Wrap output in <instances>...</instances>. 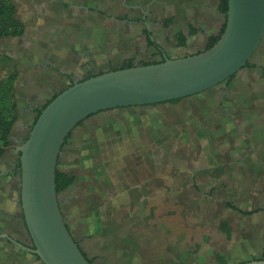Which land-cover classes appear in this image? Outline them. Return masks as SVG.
Masks as SVG:
<instances>
[{
    "label": "rangeland",
    "instance_id": "1",
    "mask_svg": "<svg viewBox=\"0 0 264 264\" xmlns=\"http://www.w3.org/2000/svg\"><path fill=\"white\" fill-rule=\"evenodd\" d=\"M10 1L15 5L16 16L24 23L25 31L20 37L0 38V91L4 94L6 84L10 83L8 106L14 104L16 111V120L9 136V145L0 158V192L1 195L6 193L8 202L15 201L17 193L16 181L10 172L14 151L20 147L21 138L27 127L32 125L37 110L54 93L66 88L70 79L120 67L128 59H133L134 64L156 61L159 58L157 47L171 58L181 57L186 51L200 52L208 38L217 35L223 23L222 14L217 11L218 0H17V3L16 0ZM169 15L174 16L173 23L171 26L163 27L161 21ZM189 24L197 29V33L188 37L187 44L179 46L176 35L179 32L186 34ZM143 30L150 35L154 46L147 44ZM254 58L260 60L257 63L253 61V64L261 66L264 63V40ZM249 70L253 74L256 72L255 69ZM250 79L253 85L257 84L258 78ZM213 96L214 94L204 95V101L208 102L207 99L218 98ZM199 103V100L185 99L175 105L162 104L151 108L112 110L93 116L72 132L71 138L68 139L71 149L67 150V156H64V150L62 151L63 156L59 161V169L64 168L65 160H71L75 156L77 158L79 155L88 157V151L92 147L96 146L100 149V144L107 142L109 143L104 147H111L113 153L116 152L114 156H118L120 163H124L127 159L126 155L132 150L135 151L141 145L144 149L147 147L138 137H136L138 141H135L132 138V132H137V136L146 135L148 132L146 127L155 117H161L167 121L160 124L162 137L157 139V143L162 144V147L161 151L158 148L159 150L154 149L150 153L151 163L156 166H159V163L166 165L167 158L165 157H169L168 161L173 159V163L181 165L178 167L179 171L188 170L196 163L201 165V161L197 159L198 153L182 152L184 156L180 158L177 154L178 145H174L179 140L177 137L179 134L186 138L183 143L190 142L188 138L191 132L190 127L198 122L192 110L193 106ZM132 112H136L141 119L143 123L141 130L143 131H139L137 125L134 127L132 121L126 120L132 116ZM119 115L124 116L126 120H123L120 125L125 128L133 127L130 131L126 129L128 130L127 135L124 132L126 136L124 137L131 140L129 142L123 137L120 139L115 137L117 134L115 127V129H110L108 125L100 124L103 119H116ZM174 122L177 124L176 127L173 125ZM205 124V128L213 130L212 134L207 136L212 139V142H215L216 137L219 138L218 135L224 136L223 122H210L207 119ZM111 134L115 137L114 142L108 140ZM178 144L180 145V142ZM210 148L213 149V147ZM166 153L169 155H165ZM206 161L207 158L203 159V166ZM93 170L111 181L103 162H99ZM166 170L167 166L155 167L157 172H166ZM81 174L88 178V173L81 172ZM187 180L190 182V178ZM71 187L58 194L62 215L75 241L79 240V235L90 240L88 234L90 236L92 234L88 221L98 209L103 207L100 201L101 195L95 193V188L100 190V187L94 186L93 189L91 186L90 191L84 190L85 185L77 184L73 190ZM173 187L174 185L171 184L170 194L175 193ZM120 189L119 196L113 199L118 203L129 205L132 208L143 198L140 191H131L124 187ZM203 198L200 199L203 200ZM204 206L207 207V204L204 203ZM10 208L11 206L8 210L12 213L13 209ZM198 209L187 218L191 228L198 224L203 226L201 220L212 219L210 218L211 212L199 219L201 204ZM205 209L207 210L208 207ZM222 209L221 207L209 210H214L212 215L216 217L223 215ZM232 213L230 217H226L230 218L235 226L234 238L231 241L232 259L229 264H242L256 258L249 252L255 251L257 243L252 239L247 240L246 244L239 243L237 216ZM158 222L155 223L151 217L142 218L138 213L132 214L131 222L129 221V225L135 227V234L139 229H146V226L151 229L147 230L148 237H145V240L152 245L155 257L163 255H160V252H162V246L167 243L158 229ZM90 245L94 251L90 253L110 254L108 251H97L96 248L101 250V242H90ZM22 264H31L30 259L22 258Z\"/></svg>",
    "mask_w": 264,
    "mask_h": 264
},
{
    "label": "crops",
    "instance_id": "2",
    "mask_svg": "<svg viewBox=\"0 0 264 264\" xmlns=\"http://www.w3.org/2000/svg\"><path fill=\"white\" fill-rule=\"evenodd\" d=\"M259 60L256 59L255 62L257 63ZM250 65H253V63H250ZM254 65L256 71L254 74L246 68L238 79H233L240 86H245L247 90L249 89L248 91H243L242 94L244 104L241 106V112L245 116L240 121L241 128L236 134L227 132L230 127L225 126V129H223L224 136L220 137L218 135L219 138L216 137L214 139L215 142H212V139L207 136L212 134L213 130L205 128L203 123L196 122L192 124V127L198 128L199 134L188 137L190 139L189 143H183L186 138L182 137V134L177 136L179 140L174 145H178L177 154L180 155V158L184 156L182 152L187 154V152L193 151L198 153L197 159L199 158L201 165L196 163L188 170L179 171L178 167L181 165L173 163L172 160L168 161L169 157H165L167 158L165 160L166 165H161V163H159V166L154 165V168L167 166L166 172L155 171L156 177L164 181V188H155L153 193H151L152 190L145 186L146 179L143 177L137 184L127 187L131 191L137 190L143 194L139 204L132 208L129 205L113 200L114 197L119 196L121 191L120 187L122 186L119 181L113 183L112 179L110 181L104 178L105 183L101 187L99 186L100 190L95 188V193L101 195L100 201L103 207L98 209L88 221L89 230L92 234L91 236L88 234V236L91 239L88 240L84 236L79 235V240H76V242H80L79 248L85 257L91 260V264H218L214 260L216 253L224 255L226 264H229L230 259H232L231 241L234 238L235 226L233 221L226 217H230L232 212H235L232 214L237 216L239 243L246 244L247 240H254L257 246L254 252L250 251L249 253L256 257L253 260H264V73L260 72V67H263L264 63L261 66L255 63ZM250 78H258L257 84L253 85ZM234 82L232 83L234 84ZM226 90L227 87L225 88ZM223 124H225L224 121ZM179 142L180 145L178 144ZM161 145L157 144V148L160 151ZM207 146L208 148L205 149ZM70 147V143L67 140V143L62 148L64 156L68 155L67 150L70 151ZM150 147L151 144L147 143L146 149L141 145L135 150L137 154L134 156L135 160L133 163L136 168L141 167L142 173L147 169V174L150 172L148 168L151 165L150 153L152 151ZM210 147H213V149ZM62 151L58 159V168L60 158L63 156ZM206 158V164L203 166V159L206 160ZM86 159H89V161ZM92 163V159L89 156L87 157V155H79L77 158L75 156L71 160H65L63 163L64 168L60 170L77 173L78 180L71 187L72 190L77 184L85 185L84 190L86 191L92 189V179L89 175ZM81 172L88 173V178L83 177ZM133 172L138 171L136 169ZM189 178L190 182L187 180ZM184 180H187L190 184L193 183L198 190L189 196L191 198L186 202L189 205V210L185 215L187 227L195 232L196 243L188 239L190 241L181 249L177 245V242L180 241L175 238L172 240L174 242L165 243L162 246L160 255H163L161 257H155L152 252V245L145 240L148 237L147 230L151 229L146 226V229H139L138 233L135 234V227L129 225L131 215L138 213L142 218H153L155 223L159 221V231L163 235H170L173 229V222L171 221L180 223L182 219L173 216L171 219H167L161 215L164 212L163 209H157L156 207L162 204L165 196L170 200L176 197L182 190L181 187ZM96 182L97 179L94 180L95 185H97ZM171 184L174 185V194H170ZM110 186L113 187L109 189ZM201 197H204L203 200L200 199ZM0 199V264H22V258L24 257L33 261L36 259L35 256H32L33 254L19 243L12 232V229H14L12 223L14 222L16 226L18 225V227L22 228V214L18 217V220L15 217L17 214L16 207H20L19 200L18 205H15L16 200L14 201L12 216L8 217L6 213L10 211L8 210L10 205L6 200V196L2 198L1 192ZM199 200L202 201L199 202ZM204 203L207 204L208 211L205 209L207 207L204 206ZM226 203H231L239 212L226 207ZM200 204L201 212L198 218L200 219L206 216L208 212H211L210 218L212 219L201 220L203 226L198 224L196 227L191 228L188 225L187 218L199 210ZM151 205L152 207L150 208ZM221 207L223 208V215L214 217L212 215L214 210H210L220 209ZM145 208L149 211L148 215H140ZM155 213H159L160 216L156 217L153 215ZM221 227L226 228V231L224 229L223 231L220 230ZM139 235L141 236L139 237ZM90 242H101V250L96 248L97 251H108L110 254L101 253L96 255L95 253H90L94 252Z\"/></svg>",
    "mask_w": 264,
    "mask_h": 264
},
{
    "label": "water",
    "instance_id": "3",
    "mask_svg": "<svg viewBox=\"0 0 264 264\" xmlns=\"http://www.w3.org/2000/svg\"><path fill=\"white\" fill-rule=\"evenodd\" d=\"M223 16V15H222ZM224 31L210 49L163 62L106 71L74 83L51 100L19 147V203L32 253L40 264H91L66 227L55 171L69 134L112 110L197 100L238 79L264 40V0H227ZM258 59V58H257ZM242 264H264L263 259Z\"/></svg>",
    "mask_w": 264,
    "mask_h": 264
},
{
    "label": "trees",
    "instance_id": "4",
    "mask_svg": "<svg viewBox=\"0 0 264 264\" xmlns=\"http://www.w3.org/2000/svg\"><path fill=\"white\" fill-rule=\"evenodd\" d=\"M217 11L224 16V20H225L226 13H227V0H218ZM173 18H174L173 15H169L168 17L163 18L161 21L162 26L163 27L171 26V24L173 23ZM124 19H126V18L124 17ZM224 28H225V22L223 21L217 35L211 36L208 38L207 45L203 51L210 49L213 45L216 44V42L221 37V35L224 31ZM24 31H25V25L16 16V7L13 4V2L10 0H0V38H2V37H4V38L5 37H20L23 35ZM142 33L145 36L147 44L154 46V43L152 42L151 37L147 33V31L143 30ZM196 33H197V29H195L193 27V25H191V24L187 25L186 34L179 32L176 35L177 44L179 46H184L186 43V39L188 37L196 34ZM163 61H164V59H160V60L158 59V60L152 61V62H140V63L134 64L133 59H128L120 67L111 68L107 71L131 68L134 66H144V65L156 64V63H160ZM245 67L248 69H254L255 65L254 64L250 65V63L247 62ZM260 68H261L260 72L264 73V66L260 67ZM103 72H99L96 74H89L87 77H85L84 79H82L80 81H83V80L88 79L90 77H93L95 75L101 74ZM234 77L235 76L233 75L226 81L227 90L223 93V95L219 96L217 99L215 98L214 100H208V102H205L204 100H202V101H200L199 104L193 106L194 108L192 110V113H194L196 115L199 123L205 124L207 122V119L210 120V122L220 121L222 123L224 121L226 124V125L224 124V126L230 127V130L227 129V132H232V133L236 134V132H238L240 130V128H241L240 121L242 119H244V116H245V114L241 112V110H242L241 106L244 104L242 94H243V91H248L249 89L247 90V87L240 86V84L238 82H234V84H233L232 82H233ZM80 81H78V82H80ZM72 85L73 84L71 83L67 87L72 86ZM6 87H7L6 92L4 94L2 91H0V158L4 154L5 148L9 145V136L11 133V128H12L13 123L16 120V111L14 108L15 107L14 104H11L10 106H8V98H9L8 93L10 90V83H7ZM66 88L60 89L58 92L54 93L53 96H51V98H49L45 102V104L39 110H37V114L33 120L31 127L33 126L37 117L41 113V110L44 109L45 106L51 100H53L59 93H61ZM182 100L183 99L173 100V101L169 102V104L175 105V104L182 102ZM133 109H135V108H133ZM132 113H133L132 116H130L126 120L132 121V125L134 124L133 125L134 127L137 125V126H139L138 127V129H140L139 131H143V130H141L143 123H142L141 119L138 117V114L136 112H132ZM123 120L126 121L124 116L119 115L116 119H107V120L103 119L100 122V124H103L104 126L108 125V127L110 129L116 128L117 134H115V137H118V139L123 137L125 139V141L129 142L131 140L129 138H125L126 136L124 135V132L127 135V131L133 130V127L131 126L129 128H125L122 125H120V123ZM202 120L203 121L205 120V122H203ZM166 121L167 120L161 119V117H155L152 120H150V122H149L150 124L146 127V128H148V132L146 135L137 136V132H135V133L132 132V138L135 141H138V139H136V137H138L139 139H141L140 141L142 143H144L145 145L148 142H150V140L152 142V139H154V138H155V140L160 139L162 137V130H161L160 124H162L163 122L165 123ZM173 125H174V127H176L177 124L174 122ZM188 127H190V126L188 125ZM126 129H128V130H126ZM190 129H191V127H190ZM193 133L195 135L199 134L198 128H196V130H194ZM191 135H192V132H190L189 136H191ZM115 137L113 134H111V138H108V140L111 142H114ZM69 138H71V134H69L67 136L64 145L67 143V140ZM107 143H109V142H107ZM107 143H101L100 149H99V147L94 146V147H92V149H90L88 151V156L92 159V162H93L90 166L91 169L89 170V175H90V178L92 179V183L95 184L94 180L97 179V182H96L97 185L92 184L93 189H94V186H100L101 187L105 183L104 178L102 176H100V173L95 172V170H93V169H95L96 165L99 162L104 163L105 169L107 170V173H109V175L111 177L110 179H112L114 183L116 181H119L121 186L124 188H127V187H130V186L137 184V182L140 181V179H142L143 177H145V179H146L145 186L152 190L151 193H153V190H155V188H157V189H163L164 188L165 183L163 180L156 177L155 168H154V165L152 163L148 167L149 171H150L149 174H147L148 169L146 171H144V173H142L141 167L136 168V166L133 163V161L135 160L134 156L137 154L136 151L132 150L128 155H126L127 159L124 161V163H120V158L116 155L114 156V154H116V152L113 153L111 147H109V146H107V148L104 147V145ZM152 149H154V148H152ZM118 155H120V154L118 153ZM136 169L138 172H133ZM77 180H78L77 173H75V172H63L57 167V169L55 171L56 193L59 194V193L65 191L67 188L73 186L77 182ZM182 185H183L181 187L182 190L180 191V193L176 197H174L172 200H170L167 198V196H165L163 198L162 204L159 207L158 206L156 207L157 209L158 208L163 209L164 212L161 215H163L167 219H169V218L171 219L172 216L173 217H180L182 219V222H180V223H176L174 221H171V222H173V229L170 232V235H163L164 240L168 244H169V242H172V240H174L175 238L178 241H180V242H177L178 243L177 245L181 249L190 240L196 243L197 238L195 236V232L193 229H189L187 227L186 222H185V219H186L185 215L189 210V205H187V203H186L187 200L189 199V196L198 191L197 188L193 185V183L190 184V183H188L187 180H184ZM111 187H113V186H110L109 189ZM151 207H152V205L150 206V208ZM226 207H229L232 210L239 212V210L235 206L231 205V203H226ZM148 213H149L148 209L145 208L144 211L141 212L140 215L146 216V215H148ZM151 213H152V210H151ZM250 213H252V212H250ZM153 215H155L156 217L160 216L159 213H155ZM66 227L68 229L67 225H66ZM223 229H224V231H226V228H224V227L220 228V230H222V231H223ZM188 239H190V240H188ZM214 260L218 264H226L225 256L220 254V253L215 254ZM88 261L91 263V260L88 259Z\"/></svg>",
    "mask_w": 264,
    "mask_h": 264
},
{
    "label": "flooded vegetation",
    "instance_id": "5",
    "mask_svg": "<svg viewBox=\"0 0 264 264\" xmlns=\"http://www.w3.org/2000/svg\"><path fill=\"white\" fill-rule=\"evenodd\" d=\"M140 22H142V21H140ZM188 39V38H187ZM187 39H186V44H187ZM206 45H207V42L205 43V45L200 49V52H202L204 49H205V47H206ZM157 52H158V54H159V60L160 59H165V58H169L170 56L168 55V54H166L165 52H163V51H161V49L160 48H158L157 47ZM197 51H186L182 56H187V55H191V54H194V53H196ZM198 53V52H197ZM171 58V57H170ZM89 75V73L88 74H86L85 76H83V77H81V78H72V79H70L69 80V82H68V84H67V86L69 85V84H74V83H76V82H78V81H80V80H82V79H84L85 77H87ZM225 88H226V82H225ZM224 88V89H225ZM215 90H219V88H215V89H213V91H209V92H207V93H205L204 95H212V94H214V96L213 97H219V96H221V95H217V93H214L215 92ZM210 98H212V97H210ZM209 98V99H210ZM183 100H185V99H183ZM182 100V101H183ZM197 100H199V101H202V100H204V96L203 97H201L200 99H197ZM207 101H208V99H207ZM169 104V103H168ZM31 129V126L30 127H27V130H26V132H25V134L23 135V137L21 138V141H20V144H22L26 139H27V137H28V133H29V130ZM194 130H196V128H194V127H191V132H192V135L191 136H189V137H192V136H196L194 133H193V131ZM148 143H150L151 144V147H150V149H151V151H153L154 149H157L158 150V148H157V140H155V138L154 139H152V142H151V140H150V142H148ZM146 146H147V144H146ZM152 148H154V149H152ZM171 153V152H170ZM19 154H20V152H19V148H17V150L16 151H14V159H13V163H12V165H11V175H12V178H15V181H16V185H15V190H16V201H15V205L17 204H19L18 203V200H19V180H18V178H19V175H20V161H19ZM168 155H169V153H167ZM172 161H174L173 159H171ZM19 166V167H18ZM113 181V180H112ZM114 183V182H113ZM116 187V186H115ZM4 191H2V193H3ZM2 196H7L6 195V193H3V195ZM3 198V197H2ZM9 205L11 206V209H14L13 207H14V201L12 202V201H10L9 202ZM17 209H16V215H15V217L17 218L16 220H18V217H20L21 216V209H20V207H16ZM13 213V212H12ZM12 213L10 212V211H8L7 213H6V215L8 216V217H10V216H12ZM21 221H23V217L21 216ZM12 225L14 226V229H12V232H13V234L15 235V237H16V239L19 241V243H21L25 248H27V250H29V249H32V244H31V241H30V239H29V237L28 236H26V232H25V227H24V223H22V228H20V227H18V225L16 226L15 225V222L14 223H12ZM77 244H78V246H79V244H80V242H76ZM32 254V253H31ZM32 256H34V255H32ZM30 262H31V264H40L39 263V260L36 258V259H34L33 261H31L30 260Z\"/></svg>",
    "mask_w": 264,
    "mask_h": 264
}]
</instances>
